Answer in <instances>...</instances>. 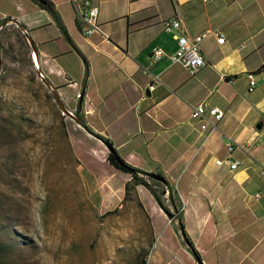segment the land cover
Wrapping results in <instances>:
<instances>
[{
	"label": "crops",
	"instance_id": "crops-1",
	"mask_svg": "<svg viewBox=\"0 0 264 264\" xmlns=\"http://www.w3.org/2000/svg\"><path fill=\"white\" fill-rule=\"evenodd\" d=\"M48 1L57 20L40 0H0V21L26 28L79 168L90 178L122 177L120 199L128 186L129 205L152 222L145 264L151 252L152 264H197L195 254L202 264H264V206L252 198L264 187V0H92L104 36L84 35L70 0ZM176 11L179 34L224 37L202 43L206 65L195 76L167 58L176 40L162 21ZM153 47L166 56L155 61ZM258 70L249 91L247 74ZM202 103L224 112L208 137L190 118ZM230 142L239 162L233 171L216 164L229 156ZM106 143L140 171L164 209L107 162Z\"/></svg>",
	"mask_w": 264,
	"mask_h": 264
},
{
	"label": "rangeland",
	"instance_id": "rangeland-1",
	"mask_svg": "<svg viewBox=\"0 0 264 264\" xmlns=\"http://www.w3.org/2000/svg\"><path fill=\"white\" fill-rule=\"evenodd\" d=\"M0 66V242L15 251L10 264H138L151 250L152 222L129 205L130 189L120 199L122 177L79 168L53 92L10 24L0 28Z\"/></svg>",
	"mask_w": 264,
	"mask_h": 264
},
{
	"label": "built area",
	"instance_id": "built-area-1",
	"mask_svg": "<svg viewBox=\"0 0 264 264\" xmlns=\"http://www.w3.org/2000/svg\"><path fill=\"white\" fill-rule=\"evenodd\" d=\"M208 1V0H203ZM77 19L80 21L84 27V35L91 36L92 34H100L104 36L97 24L98 17V8L92 2V0H70ZM182 26V20L180 13L175 12L174 16L164 19L162 21V27L166 34H171L176 40V49L173 53L169 54L167 58L171 64L179 65L189 76H195L198 71L206 65L205 59L201 53L202 43L210 37H215L218 44L224 42L223 35H220L213 31H205L204 33L193 37L188 38L184 35L178 33ZM24 34H27V31H23ZM32 61L37 69V78L44 82L45 75L39 71L37 59L35 53L30 52ZM151 56L155 61H159L164 58L166 55L162 49L158 47H153L151 49ZM1 73V66H0ZM256 75L255 73H248V90L252 91L256 87ZM52 89L51 87H49ZM148 89L151 91L154 89V85L148 86ZM72 112H68V116H72ZM224 116L223 110L217 107H208L206 104H198L191 107L190 118L194 123H198L201 131L206 132V137H208L213 131H216V122L221 120ZM240 148V146H237ZM235 146L232 142L227 145V151L229 156L223 160H217L216 164L218 166L226 165L229 170L233 171L238 168L239 162L231 159V153L233 152ZM252 198L256 202L262 203L264 206V187L252 194ZM180 200V206L183 208L184 204ZM170 223V221H168Z\"/></svg>",
	"mask_w": 264,
	"mask_h": 264
},
{
	"label": "trees",
	"instance_id": "trees-1",
	"mask_svg": "<svg viewBox=\"0 0 264 264\" xmlns=\"http://www.w3.org/2000/svg\"><path fill=\"white\" fill-rule=\"evenodd\" d=\"M44 1H45V3L44 4H40V6L42 8H44L45 10L51 12L53 17H54V19L57 20V16L53 12L52 4L48 0H44ZM9 21H10L9 19H4V20L0 21V28L2 26H4L5 24H7ZM15 27H17L22 33H23L24 30H26V28H22L19 25H16ZM23 35L27 39L28 35L24 34V33H23ZM29 46H30V44H29ZM30 52H31V46H30ZM260 71L261 70H258L257 73H259ZM107 162L112 167H114L115 169L130 174L132 179L134 180L135 184H140V185H143L146 188H148L150 193L153 194L154 197L158 200V203H159L160 207L163 208V206H162L158 196L156 195L155 190L152 188V186L147 182V180L141 179V178L138 177V173H140L139 170L131 168L130 166L125 164L117 155H114L112 153L108 154ZM125 190H126V194L125 195L127 197L128 196L129 187L126 186ZM170 194H171V191H170ZM12 248H13L12 245H6L3 242H0V264H10L12 262L10 257H9V256H11V254H13L15 252ZM145 263H146V255L142 257V259L140 260V262L138 264H145Z\"/></svg>",
	"mask_w": 264,
	"mask_h": 264
},
{
	"label": "water",
	"instance_id": "water-1",
	"mask_svg": "<svg viewBox=\"0 0 264 264\" xmlns=\"http://www.w3.org/2000/svg\"><path fill=\"white\" fill-rule=\"evenodd\" d=\"M40 2H41L42 4L45 3L44 0H40ZM28 42H29V44H30V46H31V48H32V51H33V52L35 53V55H36V52H35L34 47H33V44L30 43L29 40H28ZM62 109H63V108H62ZM63 110H64V109H63ZM106 146H107V148L110 150V153L116 155L115 152H114V150L110 147L109 144L106 143ZM149 177H150L151 179L157 181V182H160L161 184H164V185L166 184V180H165V178L162 177L161 175H158V174H149ZM169 216H170V214H169ZM194 258H195V261H196L197 264H202L201 260L199 259V257H198L196 254L194 255Z\"/></svg>",
	"mask_w": 264,
	"mask_h": 264
},
{
	"label": "bare ground",
	"instance_id": "bare-ground-1",
	"mask_svg": "<svg viewBox=\"0 0 264 264\" xmlns=\"http://www.w3.org/2000/svg\"><path fill=\"white\" fill-rule=\"evenodd\" d=\"M23 172H24V170L21 169V170H20V173H23ZM88 232H89V231L87 230L86 227H85V228L83 227V228L79 229L78 232H77V234H76L77 239H80L82 236L87 235Z\"/></svg>",
	"mask_w": 264,
	"mask_h": 264
}]
</instances>
